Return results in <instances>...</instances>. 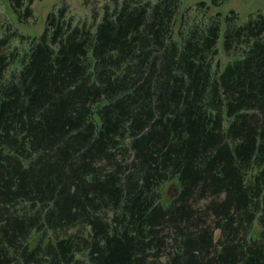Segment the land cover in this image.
<instances>
[{"label":"trees","instance_id":"1","mask_svg":"<svg viewBox=\"0 0 264 264\" xmlns=\"http://www.w3.org/2000/svg\"><path fill=\"white\" fill-rule=\"evenodd\" d=\"M176 1L91 26L63 5L5 81L0 55V264H264V15L227 26L243 53L215 71L219 19L174 40Z\"/></svg>","mask_w":264,"mask_h":264},{"label":"rangeland","instance_id":"2","mask_svg":"<svg viewBox=\"0 0 264 264\" xmlns=\"http://www.w3.org/2000/svg\"><path fill=\"white\" fill-rule=\"evenodd\" d=\"M154 3L157 0H140ZM123 0H33L32 15L20 21L16 13L12 10L7 0H0V39L5 38V42L0 44V55L8 59L7 66L1 73V79L7 80L12 71L19 69L18 59L29 47L30 40L42 34L45 28V19L49 12L57 10L65 5L68 13L73 17L74 24H95L98 23L104 12L111 11L115 7H121ZM177 17L175 20L172 38L179 40V31L185 34L194 25L202 27L209 23L211 18H218L220 21V32L216 42L217 53L213 58V68L220 71L225 64L235 56L242 55V48H235L226 54L223 48L224 32L229 24L235 26L244 25L248 20L255 18L258 14L264 15V0H177ZM205 3L206 6L200 5ZM234 15L231 23L226 21V17ZM93 31V30H92ZM23 35V36H21ZM180 185L177 179L173 178L164 182L159 187L161 201L166 205L177 196ZM194 201L192 200V203ZM201 201L193 204L198 207ZM85 235V227L81 224L73 225L69 230ZM264 232L257 222L253 223L252 235L259 236ZM217 238L219 231H214ZM56 235H64L63 230H58ZM39 234H33L29 239L32 247Z\"/></svg>","mask_w":264,"mask_h":264}]
</instances>
